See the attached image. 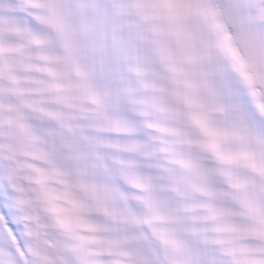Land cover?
<instances>
[{
  "label": "snow or ice",
  "instance_id": "1",
  "mask_svg": "<svg viewBox=\"0 0 264 264\" xmlns=\"http://www.w3.org/2000/svg\"><path fill=\"white\" fill-rule=\"evenodd\" d=\"M0 264H264V0H0Z\"/></svg>",
  "mask_w": 264,
  "mask_h": 264
}]
</instances>
